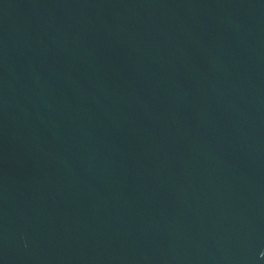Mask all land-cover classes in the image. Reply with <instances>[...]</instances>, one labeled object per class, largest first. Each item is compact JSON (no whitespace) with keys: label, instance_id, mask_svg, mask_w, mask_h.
<instances>
[{"label":"water","instance_id":"water-1","mask_svg":"<svg viewBox=\"0 0 264 264\" xmlns=\"http://www.w3.org/2000/svg\"><path fill=\"white\" fill-rule=\"evenodd\" d=\"M0 264H264V0H0Z\"/></svg>","mask_w":264,"mask_h":264}]
</instances>
